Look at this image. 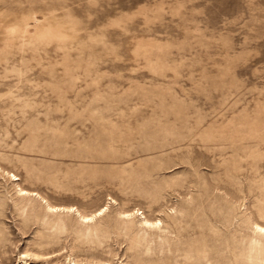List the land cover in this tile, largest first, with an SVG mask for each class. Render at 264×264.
<instances>
[{"label":"rangeland","instance_id":"rangeland-1","mask_svg":"<svg viewBox=\"0 0 264 264\" xmlns=\"http://www.w3.org/2000/svg\"><path fill=\"white\" fill-rule=\"evenodd\" d=\"M254 224L264 0H0V264H264Z\"/></svg>","mask_w":264,"mask_h":264},{"label":"bare ground","instance_id":"bare-ground-1","mask_svg":"<svg viewBox=\"0 0 264 264\" xmlns=\"http://www.w3.org/2000/svg\"><path fill=\"white\" fill-rule=\"evenodd\" d=\"M15 178V177H14ZM22 194H25V193H28V191L26 190H23V189H18ZM48 209H51V210H54V209H66V208H58V207H55V206H50V205H47ZM71 209V208H70ZM106 207L102 208V209H99L96 213L92 214V215H89V216H82L80 215V218L84 221V222H89L91 221L93 218L96 217V215H100L103 213V211H105ZM132 214V213H131ZM126 216H128L129 214H125ZM142 223L145 224V225H148V226H157L158 227V224H159V221L157 220V222H150L149 220L143 218L142 220ZM253 231L255 232V234H258V235H264V226L260 225V224H254L253 225Z\"/></svg>","mask_w":264,"mask_h":264}]
</instances>
